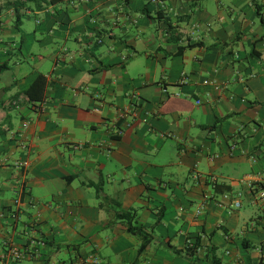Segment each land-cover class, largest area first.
<instances>
[{"label":"crops","instance_id":"1","mask_svg":"<svg viewBox=\"0 0 264 264\" xmlns=\"http://www.w3.org/2000/svg\"><path fill=\"white\" fill-rule=\"evenodd\" d=\"M8 1L0 255L34 252L7 264H264V0Z\"/></svg>","mask_w":264,"mask_h":264},{"label":"trees","instance_id":"2","mask_svg":"<svg viewBox=\"0 0 264 264\" xmlns=\"http://www.w3.org/2000/svg\"><path fill=\"white\" fill-rule=\"evenodd\" d=\"M27 1H36V0H27ZM42 1H46V0H42ZM57 1H61V0H50V2H57ZM150 1V0H149ZM14 5H16L17 7L19 5H22V1L21 0H16L13 2ZM12 4V5H13ZM24 5V4H23ZM1 11V9H0ZM18 11V9H17ZM20 14L19 11L17 13V23H19V19H20ZM2 65L0 64V67ZM44 84V80L37 79L34 83V85L36 84ZM33 88V86H32ZM33 90H28V95L32 98V99H37V97H35L33 95ZM98 185V184H96ZM111 204H113V207L116 209L115 213L111 216H109V220H108V225H114L116 223H122L126 226L127 230L129 233H131L132 235L136 236L139 240H140V246L138 248V252L139 254H141L146 248L147 246L154 240L155 237V233H154V227L155 226H151L148 227L146 226L141 220H140V215L138 213V210L135 208H131V209H124L122 207V203L120 200L115 199V198H108L107 199ZM105 201V200H104ZM104 201H102L100 203V206H103ZM159 220H161V218L159 217ZM201 244L200 238H198L196 240L195 243H193L189 248L187 249H179L176 248L175 246H170L172 247V249L174 250V252L176 254H181V255H186L190 258H193L196 254V252L198 251V248ZM247 245V243H246ZM192 264H198L196 262V260L192 259ZM208 264H223L221 258L216 254V250L215 248H213V251L211 250L210 252V261ZM261 264H263V261H261Z\"/></svg>","mask_w":264,"mask_h":264},{"label":"built area","instance_id":"3","mask_svg":"<svg viewBox=\"0 0 264 264\" xmlns=\"http://www.w3.org/2000/svg\"><path fill=\"white\" fill-rule=\"evenodd\" d=\"M150 2L153 3H159L162 2V0H150ZM199 102V101H198ZM121 131H119L120 133ZM76 147H81L80 145H77ZM23 165L26 166L27 162H23ZM196 177H198V175H196ZM245 182L247 183V186L249 187V189L251 191H254L256 197L255 200L257 201H262L264 202V179H260V178H252L249 177L248 179H246ZM243 196V192H237L236 197L234 198V200L231 202V206L235 207V208H240L242 206V201L241 198ZM204 209V205H201L200 209L198 210L199 213H201ZM43 242L40 240H36V239H32L31 240V244H33L34 246H37L39 244H42ZM7 251L5 254L0 255V264H7V262L9 261H19L21 260L27 253H33V249L34 247H32L30 250L27 251H23L21 249H19L18 247H16L15 245H13L12 243H8L7 244ZM98 259L97 257H94L91 259V262L93 264H98Z\"/></svg>","mask_w":264,"mask_h":264},{"label":"rangeland","instance_id":"4","mask_svg":"<svg viewBox=\"0 0 264 264\" xmlns=\"http://www.w3.org/2000/svg\"><path fill=\"white\" fill-rule=\"evenodd\" d=\"M4 1H6V2L2 3L0 9H1V11H9V8H6V7H8V3H7L8 0H4Z\"/></svg>","mask_w":264,"mask_h":264}]
</instances>
